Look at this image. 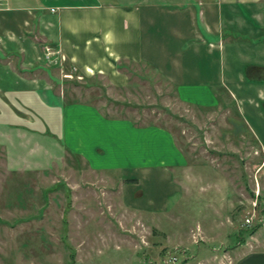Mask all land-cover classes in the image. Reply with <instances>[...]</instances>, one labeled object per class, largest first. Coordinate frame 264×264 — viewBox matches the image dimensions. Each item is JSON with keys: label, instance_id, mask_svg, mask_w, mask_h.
<instances>
[{"label": "rangeland", "instance_id": "obj_1", "mask_svg": "<svg viewBox=\"0 0 264 264\" xmlns=\"http://www.w3.org/2000/svg\"><path fill=\"white\" fill-rule=\"evenodd\" d=\"M230 8L209 9L222 33L188 57L183 78L202 82L185 93L139 65L115 89L63 72L66 145L0 125V264H210L239 241L264 245V0ZM175 10L144 23L152 60L180 49ZM183 16V36L205 33ZM89 106L121 123L92 159L78 152Z\"/></svg>", "mask_w": 264, "mask_h": 264}, {"label": "crops", "instance_id": "obj_2", "mask_svg": "<svg viewBox=\"0 0 264 264\" xmlns=\"http://www.w3.org/2000/svg\"><path fill=\"white\" fill-rule=\"evenodd\" d=\"M261 1L0 0V125L15 127L22 131V135L24 129L32 136L45 135L52 139L58 136L66 145L67 113L71 106L63 101V91L58 90V82L64 80L61 77L63 72H71L73 78L79 75L82 77L79 79L84 81L99 79L108 88L115 89L127 87L132 73L129 66L139 65L155 71L180 89L179 92L185 93L189 86L202 82L183 78L184 73L196 71L190 68L192 63L188 57L193 61L196 55L207 49V43L213 45L209 38L222 33L219 16L216 21L219 25L215 28L210 20L212 15L208 14L209 9L220 5L231 7L236 13L239 6L253 4L255 7ZM165 6L176 9L173 12L177 19L175 24L179 25L178 19L184 18L183 12H189L196 22L199 18L205 33L183 36L181 29L172 24L174 32L179 33L174 37L179 40L181 46L177 45V48L180 49L168 51L157 46L155 55L160 60H152L150 52L144 51L143 47L144 23L151 22L155 10ZM46 45L66 55L67 60L62 66L43 63V48ZM184 60L187 65H184ZM89 107L92 112L87 110L85 114L93 121L86 118L78 127L81 144L78 152L86 157H90L88 151L102 155L103 151H94L97 148L91 150L90 143L95 138L96 141L102 139L106 145L111 133L117 131L121 124L102 115L96 107ZM5 115L7 119H3ZM128 123L127 120L123 125ZM132 128L136 130L137 127L132 125ZM84 141L87 144L85 147ZM130 143L133 147L134 141L130 140ZM255 242L239 241L233 250L226 252L225 259L213 256L212 260L217 261L210 264H264V245ZM247 244V248L241 249ZM204 261L201 264H207Z\"/></svg>", "mask_w": 264, "mask_h": 264}, {"label": "built area", "instance_id": "obj_3", "mask_svg": "<svg viewBox=\"0 0 264 264\" xmlns=\"http://www.w3.org/2000/svg\"><path fill=\"white\" fill-rule=\"evenodd\" d=\"M43 56L45 57V60L49 63V64H53V65H60L62 66L63 63L67 60L66 55H64L63 53L60 52V50H58L57 48H54L51 45H46L43 48ZM66 77H73V74L70 72H64ZM78 78H82L81 76L77 75ZM252 222V216L251 214L249 216L246 217L245 219V224H250Z\"/></svg>", "mask_w": 264, "mask_h": 264}, {"label": "trees", "instance_id": "obj_4", "mask_svg": "<svg viewBox=\"0 0 264 264\" xmlns=\"http://www.w3.org/2000/svg\"><path fill=\"white\" fill-rule=\"evenodd\" d=\"M250 71V70H249ZM253 71H251V73H252ZM256 72H254V74H255ZM258 225V224H257ZM257 225L256 226H254L253 227V229H252V231H254V230H256V228H257ZM241 235V234H240ZM242 236H240V238H241Z\"/></svg>", "mask_w": 264, "mask_h": 264}]
</instances>
